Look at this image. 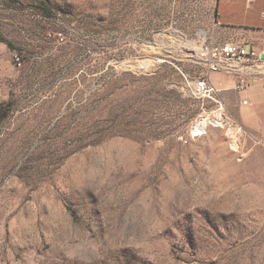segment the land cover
Listing matches in <instances>:
<instances>
[{"label":"rangeland","instance_id":"rangeland-1","mask_svg":"<svg viewBox=\"0 0 264 264\" xmlns=\"http://www.w3.org/2000/svg\"><path fill=\"white\" fill-rule=\"evenodd\" d=\"M42 1L0 0V264H264V142L185 88L187 4Z\"/></svg>","mask_w":264,"mask_h":264},{"label":"crops","instance_id":"crops-1","mask_svg":"<svg viewBox=\"0 0 264 264\" xmlns=\"http://www.w3.org/2000/svg\"><path fill=\"white\" fill-rule=\"evenodd\" d=\"M187 4L188 49L200 52L206 44H238L247 51L254 50L264 63V0L247 3L244 0H212L211 9L202 27L190 33L191 20L196 18L198 0H176ZM184 36V33L176 32ZM205 70V69H204ZM204 70L202 72H204ZM238 76L254 79L244 91L235 89ZM208 80L219 89V99L237 125L246 133L264 142V66L257 70L211 72Z\"/></svg>","mask_w":264,"mask_h":264},{"label":"built area","instance_id":"built-area-1","mask_svg":"<svg viewBox=\"0 0 264 264\" xmlns=\"http://www.w3.org/2000/svg\"><path fill=\"white\" fill-rule=\"evenodd\" d=\"M247 3H252L256 0H244ZM204 72L195 79L184 78L185 88L195 99L208 101L212 104L221 106L219 99V89L214 86L207 78L211 72L221 73L228 71H244L245 69H261L264 63L259 59L254 50L247 51L244 47L238 44H206L200 50ZM18 61V59H16ZM254 79L246 76H238L235 89L237 91L246 90ZM240 128V127H239Z\"/></svg>","mask_w":264,"mask_h":264},{"label":"trees","instance_id":"trees-1","mask_svg":"<svg viewBox=\"0 0 264 264\" xmlns=\"http://www.w3.org/2000/svg\"><path fill=\"white\" fill-rule=\"evenodd\" d=\"M40 12L42 14H44L45 16L47 17H50L51 16V13L53 11H55V5L53 2H51L50 0H43L41 3H40ZM7 46H13L11 43H6Z\"/></svg>","mask_w":264,"mask_h":264},{"label":"bare ground","instance_id":"bare-ground-1","mask_svg":"<svg viewBox=\"0 0 264 264\" xmlns=\"http://www.w3.org/2000/svg\"><path fill=\"white\" fill-rule=\"evenodd\" d=\"M202 123H203V122H199L198 124H196V125H195V128H196V129H200L199 126H200V124H202Z\"/></svg>","mask_w":264,"mask_h":264}]
</instances>
